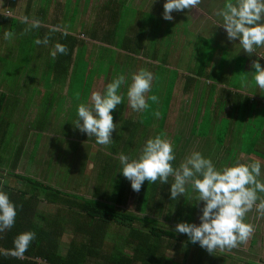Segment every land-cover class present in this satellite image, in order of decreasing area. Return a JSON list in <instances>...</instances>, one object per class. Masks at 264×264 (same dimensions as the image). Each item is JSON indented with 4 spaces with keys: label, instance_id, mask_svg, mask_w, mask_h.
Segmentation results:
<instances>
[{
    "label": "crops",
    "instance_id": "crops-1",
    "mask_svg": "<svg viewBox=\"0 0 264 264\" xmlns=\"http://www.w3.org/2000/svg\"><path fill=\"white\" fill-rule=\"evenodd\" d=\"M51 1L59 7V10L62 9L56 0ZM227 2L229 0H201V4L197 8L185 11V14L183 12L172 13V21L164 20L163 12L143 13L151 16L149 22L152 26L151 28L148 27V30L142 27V32H139L141 34L138 41L140 44L133 43L130 49L126 45L125 50L129 49V51L124 50L129 61L127 63L128 68L124 67L123 71L126 83L119 89L120 95L124 91L123 102L111 113L113 121L116 123V130L112 133L113 142L108 146L98 145L94 136L87 137L86 133L73 126L68 131V133L72 132L73 136L70 137L72 139H68L69 143L65 147L67 155L72 152V159H76L81 154L82 158L84 157L82 163L87 168L88 162L86 163V160L92 159L93 176L91 177L94 178L83 180L82 187L84 188L72 190L59 188V190L76 193L87 198L99 197L102 199L105 198V195L106 198L115 196V184L117 185L119 178L123 176L119 172L121 167L119 169L114 166L120 165L119 154L124 153L130 159H135L141 153L146 141L157 135L172 143L176 157L171 162L174 168L178 167L194 151H198L205 158L211 159L218 170L235 166L238 163L250 165L259 160L262 166L261 175L258 179L264 182V90L256 86L253 79L254 69L252 68V61L254 60H258L264 67V57H260V55H264V46L257 47L256 53L249 56L241 48L238 40L229 41L227 39L225 29L222 25H217L222 20L216 15V12L222 9ZM232 2L234 3L235 0ZM128 4L130 6V2ZM48 5V0L41 3L39 0H36V3H33V0L26 3L23 0H0V25L3 18L20 21L23 16L29 19H48L51 17L49 20H40L42 26L46 27L43 23H49V21L53 23L52 25H56L57 22L53 21L55 17L52 15V10L46 17ZM11 8L14 11H10ZM2 10L4 11L2 12ZM136 12L138 9H135ZM57 21L60 23V19ZM261 22L264 23V19ZM156 26L158 27L157 30ZM46 28L49 29V26ZM128 34L129 39L134 40L133 31H129ZM13 39L14 37L7 40L6 43L13 42ZM6 43L0 51V104L3 105L8 96L9 102L11 99L14 103L11 123L15 126L13 117L21 103L20 98H22L18 94L20 85L15 74L12 81L6 80L10 76L6 78L4 73L9 70V67L5 66L3 61L5 55L17 56L18 48H6ZM140 69L152 72V86L150 91L146 93V98L156 95L158 102L154 103L148 99L149 107L141 112H136L131 109L128 103L127 88L131 83L132 74ZM96 76L92 81L90 96L84 100L81 98L72 100L74 105L72 109L76 108L77 110L79 103H91V94L95 91L94 88L101 85ZM112 80L114 79H111L110 82ZM62 82L61 80L55 81L54 87L59 86ZM106 85L105 83L104 87ZM104 87L100 91L101 94L105 90ZM6 89L9 94L5 93ZM44 99L42 94L36 92L32 94L31 92L26 100L30 103V109L33 108L31 105L38 108L29 123L30 131H35V133L44 134L45 132L46 126L43 122L48 120V112H43L45 119L40 121L39 125L34 124L37 121L40 107L44 105ZM70 108L67 106L66 109ZM156 112L159 113V116L155 115ZM71 115L65 116L67 122ZM77 118L76 111L74 124ZM0 126L1 128L4 126L1 121ZM66 129H68V125ZM14 134L17 133L14 131ZM77 138L80 139L75 140ZM73 142L76 145H73ZM69 144L70 150H68ZM92 144L96 145V152H94L93 157L90 155L89 149L83 154L81 153L82 147H91ZM8 146L5 150L11 151L13 147L8 149ZM33 146V151L30 153L26 151L23 154L29 160L37 149L35 143ZM60 149L63 148L60 146ZM8 153L3 154L5 155L4 158L7 157ZM1 160L0 162H4L3 157ZM103 161H111L109 167L111 173L107 170L102 175L100 174L103 167L101 162ZM57 171L60 170L51 169L48 176L54 175L52 176L53 180L67 179L68 181L69 175L67 173L65 176L58 177ZM83 171H85V167ZM19 174L27 175L26 173ZM27 176L32 177L33 175ZM2 180L4 184H13V180L9 177H3ZM15 180L14 183L17 185L12 186L15 190L32 189L30 184H26L17 178ZM23 183L25 185L21 189L19 185ZM170 183H172V177H169V183L162 185L159 181L154 183L157 185V191L150 195L147 203L141 207L144 215L158 219L166 229L175 230V225L182 222L183 219L190 218L191 211L195 213L197 207L203 206V201H196L194 191L189 186L184 196L166 204V198L171 200ZM90 186L91 191L88 194L87 191ZM130 189L132 190V188ZM135 194L138 195L139 193L133 191V196H129L128 204L131 203L132 209H137L135 199L138 197ZM258 196L264 199V193L258 192ZM259 202L257 200V204ZM54 206L56 207V205ZM164 208L165 210H163ZM197 212L201 215V210ZM165 221L168 226H164ZM197 222V224L200 223L199 219ZM244 222L252 225L253 234L247 241L236 247L242 253L233 249H228V253L236 256L234 258L242 259V262L246 261V264H264V215L258 212L254 206L244 217ZM193 247L197 251H206L196 244L192 245ZM210 255H214V253H210ZM237 264L240 263L237 262Z\"/></svg>",
    "mask_w": 264,
    "mask_h": 264
},
{
    "label": "clouds",
    "instance_id": "clouds-1",
    "mask_svg": "<svg viewBox=\"0 0 264 264\" xmlns=\"http://www.w3.org/2000/svg\"><path fill=\"white\" fill-rule=\"evenodd\" d=\"M201 0H165L162 17L172 21L173 12H184L197 8ZM222 20V25L229 41H239L241 48L251 56L256 48L264 46V0H229L224 7L216 12ZM22 24L27 25L24 33L39 29L42 22L37 18H20ZM61 31L62 35H69L58 25L49 26V35ZM15 33L5 31L3 38L11 40ZM49 35L42 39L36 38V45H47ZM68 48L59 42L55 43L51 56L66 55ZM264 57V55H260ZM254 69L253 79L256 86L264 90V67L258 60L252 61ZM153 81L152 72L140 69L131 76V83L127 88L128 103L132 110L141 112L149 107L148 99L158 102V97L152 95L146 98ZM126 83L123 75L118 76L107 84L106 93L94 91L91 94V103H79L77 119L74 127L86 133L87 137H95L96 143L101 146L112 144V133L116 130L112 111L123 102L119 89ZM159 116V113H155ZM121 164L119 172L130 181L134 192H140L146 181L160 184L170 183V199L177 200L184 196L188 187L198 193L196 201H203L199 224L179 222L175 231L187 235L190 242L199 244L209 253L217 248L232 249L245 242L253 234L252 225L244 222L246 214L256 207L264 215V199L258 196L264 193V182L258 177L261 175L259 160L248 164L238 163L235 166L218 170L211 159L205 158L200 152L194 151L187 156L178 167L174 168L172 161L176 159L173 145L170 141L157 135L144 144L141 153L135 159H130L124 153L118 156ZM259 200V204H257ZM16 205L9 196L0 191V233L11 229L15 223ZM35 239V233L24 231L13 240V248H0V255L23 258L30 244Z\"/></svg>",
    "mask_w": 264,
    "mask_h": 264
},
{
    "label": "trees",
    "instance_id": "trees-1",
    "mask_svg": "<svg viewBox=\"0 0 264 264\" xmlns=\"http://www.w3.org/2000/svg\"><path fill=\"white\" fill-rule=\"evenodd\" d=\"M101 9L104 13H108L105 17L108 25L107 36L102 39L107 41L105 44H115L117 50H120L116 52V55L121 56L122 52H128L125 50L126 45L120 44L119 38L125 28V26L121 28V25L126 23L128 19L129 24L126 25L128 27L125 34L133 31V34L138 33V38L141 37L139 32H142V27L148 30V27L151 28L152 26L149 22L151 16L135 13V9L129 6L128 0H118L117 2L106 0L104 4L102 3ZM80 10L81 8L77 5L72 9L73 18ZM137 15L138 18H136ZM74 22L72 21V23ZM0 26V51L6 43L3 38L5 31L15 33L13 42L18 43V46L21 37L27 35L23 31L27 25L22 24L17 19L3 18ZM155 28L158 29L157 26ZM46 29V27L41 26L39 29L32 30V33L30 32L27 36L34 33L35 39H42L49 32L47 30V33H44ZM99 31L102 29L100 28ZM94 33L100 37L99 34ZM50 39H53L55 43L64 44L68 48L66 55L58 54L55 61L50 64L49 67L53 71L51 79L52 81L67 80L75 73L74 69L78 57L76 53L81 48L86 47V42L79 40L78 37L70 33L67 36L62 35L60 31L55 32L54 38L50 37ZM128 40L130 49L135 41L129 39V35L126 36V41ZM39 46L38 48H42V45ZM53 50L54 46L52 47ZM119 64H121L120 61ZM111 70L112 75L106 77L109 82L117 77L113 75L116 73L115 69L113 70L112 67ZM74 88L71 84L69 91ZM86 89L87 85L79 87V94L82 95L77 98L82 100L88 98L92 87L87 91ZM118 94H120L119 91ZM121 95H124V91ZM7 105L9 106L7 107ZM13 108L14 103L11 99L6 105L0 104V121L4 125L2 128L0 126V138L7 134L6 129L10 127ZM46 112L49 113L50 110H46ZM72 136V132L67 134V137ZM24 139L17 145L18 149L14 154L10 151L6 158H4L5 155H0V160L1 157L4 159V162H0V191L9 196V199L16 205L17 212L13 227L0 233V248H13L14 238L24 231L34 232L35 239L23 258L17 259L12 256L0 255V264H178L172 258L166 257L167 254L174 252L170 247L183 242L187 245L194 244L189 241L187 235L166 229L158 219L142 213L143 208L141 206L145 205L150 195L157 191V185L154 183L146 181L142 185L139 194H135L138 197L135 199L137 209H132L130 202L129 208L127 206L130 197L133 196V191L129 187L130 181L124 176L119 178L117 185L115 184V196L106 198L105 195V198L101 199L99 197L87 198L76 193L61 191L31 176L16 173L15 170L24 154L23 149L27 137ZM5 152L6 150H3L2 154ZM101 163L103 167L100 174L102 175L110 170L111 161ZM114 166L120 169L121 164ZM5 174L30 184L32 189L15 190L11 185L4 184L2 179L6 176ZM167 199L166 204L172 201ZM42 201L57 206L59 212L51 221L42 212L43 210H37L39 202L42 203ZM64 232H70L73 235L65 253L60 251V240ZM110 239L116 240V242Z\"/></svg>",
    "mask_w": 264,
    "mask_h": 264
},
{
    "label": "rangeland",
    "instance_id": "rangeland-1",
    "mask_svg": "<svg viewBox=\"0 0 264 264\" xmlns=\"http://www.w3.org/2000/svg\"><path fill=\"white\" fill-rule=\"evenodd\" d=\"M29 0H23L24 3L28 2ZM38 1V0H37ZM40 3L44 0H39ZM58 5L62 6V9L59 10V7L56 6L51 0H48L49 5L48 11L46 13V17H48L50 10H52V15L55 17L53 20L57 22L56 25L60 26L62 30H66L68 33L78 37L79 40L86 42V47L81 48L76 55H78L75 65V73L71 75V78L67 80H63L62 84L59 86H55V80L52 81L53 71L49 67L52 62L55 61V58L51 56L52 47L55 45V41L53 39L49 40L47 45H42V48H38L39 45L34 43L35 35L34 33L31 36L23 35L20 40V45L18 47V43L9 41L6 43V48H18V55L15 57L5 55L3 63L5 66L9 67V70L4 73L5 77L7 78L10 76L7 81H12V78L15 74L17 75V80L19 81L20 90H18V94L22 96L21 103L19 104V108L16 109L13 121L15 126L10 124V127L6 129L7 134L2 135L0 138V155L2 151L13 147L11 152L14 154L16 149H18L17 145L27 137L26 145L23 149L24 152L34 150L33 144L37 146L36 151L32 154V158L29 160L28 157L23 156L21 159V164L15 170L16 173H26L27 175H33L32 177L40 180L46 184H49L55 188H63V189H81L83 185V180L87 178L90 180L93 179V171L92 165L93 161L89 158L86 160L88 162V168L84 166L82 160V155L79 154L76 159H72V152H69L67 155L65 147H67L69 141L68 139H72L67 137L66 134L68 131L74 126V116L76 113V108L72 109L74 105L72 104V100H75L78 96L82 95L79 94L78 88L87 85L86 91L91 87L93 78L97 75V80H100L99 86L95 87L94 90L100 92L104 84L110 83L109 80L106 78L111 76L110 70L113 67L116 73L113 75L116 76H125L124 67L128 68V58L124 52L120 55H116L118 52L115 44L108 45L105 44L107 41L102 39L103 37L107 36L106 31L108 30L107 25V18H105L108 13L103 12L102 3L106 0H56ZM112 1V0H109ZM118 0H114L117 2ZM123 1V0H120ZM130 2V6L133 9H138V13H162L163 12V4L165 0H128ZM33 3H36V0H33ZM110 3V2H109ZM41 5V4H40ZM81 8L77 14L74 16V12L72 9L75 6ZM7 9V8H6ZM38 9V8H35ZM14 9L11 8L10 11ZM4 10H2L3 12ZM55 11V12H54ZM186 12L188 10H185ZM185 11L183 12L185 14ZM174 13V12H173ZM188 14V13H187ZM193 15V14H192ZM194 16V15H193ZM43 18H37L39 20H49ZM138 18V15L137 17ZM60 19V23H58ZM97 19V20H96ZM72 21H75L72 23ZM129 21V19H128ZM124 23L121 25V28H124L123 33L119 36L120 44L121 45H128L129 47V40L126 41V36H128L129 32L125 34L126 26L129 22ZM96 22V23H95ZM47 26H51L53 23L49 21V23H43ZM27 27V26H26ZM100 28L102 31H99ZM46 29L44 33H47ZM100 35L97 36L94 32ZM32 33V32H31ZM49 35V32L46 34ZM55 33H51L49 38H54ZM101 38V39H100ZM96 39V40H94ZM119 40V39H118ZM134 43L137 44L140 42L138 38V33H134ZM104 42V43H103ZM40 47V46H39ZM116 48V51H115ZM120 51V50H119ZM129 51V49H128ZM80 54V55H79ZM83 56H85L83 58ZM9 58H14L13 60H9ZM119 61L121 64H119ZM118 64V66H117ZM112 71V70H111ZM74 78V80H73ZM15 80V79H14ZM72 84L75 88L69 91V86ZM103 85V86H102ZM123 86V85H122ZM106 87H104L103 94L106 93ZM18 88V87H17ZM17 88L15 89L17 91ZM4 92V90L2 89ZM36 92L37 94H42L45 97L43 107H40L39 115L37 116V121L34 123L36 126L40 124V121L44 120V114L46 110H50L48 115V120L44 121L43 124L46 126L44 134L35 133V131H30L29 123L32 120L33 115L38 111V108L31 105L33 108L30 107V103H28L27 97ZM71 92V93H70ZM6 94H9V91L5 90ZM11 94V92H10ZM72 94V95H70ZM102 94V95H103ZM73 97V98H70ZM87 97V96H85ZM6 99V102L3 105H6L9 102V96ZM10 105V104H9ZM7 105V107L9 106ZM69 106L70 109H66ZM69 120L65 118L66 115H70ZM68 125V129L66 126ZM15 133L17 134H14ZM75 137V136H74ZM77 138L75 140H79ZM25 143V139H24ZM73 145H76L73 142ZM60 146L63 149H60ZM87 149H89L90 155L94 156V152H96V145L93 144L91 147H82L81 153L83 154ZM70 150V144L69 149ZM10 151V150H8ZM6 151V153H8ZM27 152V155H28ZM30 163H29V161ZM117 160V159H116ZM117 164V163H116ZM85 167V171L83 168ZM57 169V176L60 177L65 176L66 173L69 175V179L67 181L63 179L53 180L54 175L48 176V173L51 169ZM5 170V169H4ZM62 173V174H61ZM4 178L9 177L13 180V184L11 186H16L14 182L16 181L13 176H9L5 174ZM13 178V179H12ZM65 182L63 184V182ZM11 183V182H9ZM9 185V184H7ZM24 183L19 185L24 188ZM92 185V184H91ZM85 192L87 190H84ZM91 191V186L88 188L87 193L89 194ZM198 195V193L194 192V198ZM43 200V199H42ZM180 206V202H179ZM203 207V206H202ZM202 207H197V211H200ZM129 208V204L127 206ZM126 208V209H127ZM43 210L44 214L49 217L51 221L52 218L56 217V213L59 212L57 206L55 207L54 204H48L45 201L42 203L39 202L37 210ZM189 209V208H188ZM129 210V209H128ZM165 210V208L163 209ZM191 211L190 218L183 219L182 222L188 223H195L197 224L199 219V212ZM185 216V215H184ZM188 217V216H186ZM168 219V217H167ZM166 220V218H165ZM165 221L164 226H168ZM73 235L70 232H64L61 237L60 251L65 253L67 250V246L70 240L73 238ZM116 242V240H112ZM195 245V244H193ZM173 253H169L166 257L172 258L178 264H246V261H241L242 259L234 258L232 254L228 253V249H220L217 248L214 250V255H210L207 251H197L192 245H187L186 243H176L174 246L170 247ZM233 250H237L238 253L240 250L236 248H232ZM175 253V254H174ZM234 253V252H232ZM170 264V263H169Z\"/></svg>",
    "mask_w": 264,
    "mask_h": 264
}]
</instances>
